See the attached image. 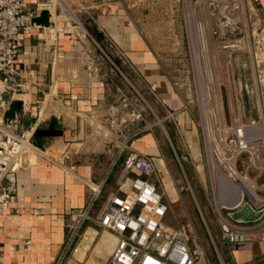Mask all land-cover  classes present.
<instances>
[{
	"label": "built area",
	"instance_id": "built-area-1",
	"mask_svg": "<svg viewBox=\"0 0 264 264\" xmlns=\"http://www.w3.org/2000/svg\"><path fill=\"white\" fill-rule=\"evenodd\" d=\"M70 1L79 5V10L93 20L96 18L94 8L111 7L109 4H95L87 0ZM252 5L258 14L259 48L264 54V6L259 0H253ZM43 10L49 11L48 26L54 32L67 30L92 37L68 0H0V86L9 90L13 98L23 100V106L6 124L3 118L10 102L2 99L0 88V156H7L6 159L0 158V232L3 229L5 209L15 201L16 187L10 180L17 170L30 166L38 156L49 157L50 161L58 163L36 138V133L48 117L47 109L53 98L51 93H46L42 99L33 100L34 90L42 87L31 76L27 62L19 61L21 45L18 34L22 29L39 27L33 19ZM186 18L189 21V40L192 45L190 52L194 56L196 69L200 71L203 69L201 52H204V47L208 51L204 46L206 31L203 24L196 29V18L191 10ZM198 38H203L202 50ZM195 39L198 43L197 51ZM86 51V60L101 69L102 61L87 47ZM117 53L124 55L120 49ZM103 76L106 80L110 78L105 71ZM253 79L251 93L254 96L256 115L245 119L243 115L233 114L230 122H227L221 118L219 111L222 98H215L212 104L210 86L206 90L207 85L214 83L212 75L208 71L198 75V85L205 86L200 89V126L203 152L208 168L211 169L213 208L223 239L230 247L243 245L256 234L262 235L264 229V215L253 222H239L228 215L229 211L239 208L244 202L251 203L257 210L264 209V60L256 61ZM112 83V100L104 107L101 117L91 121L90 137L104 151L112 154V167L124 155L126 158L117 189L109 193L95 217L92 208L105 181H87L92 190V199L84 208L70 214L72 235H77V228L89 220H94L102 229L115 232L117 243L107 264H198L200 253L190 246L187 227H171L166 222L170 205L164 199L162 180L154 158L134 145V138L151 128L144 109L121 85L113 80ZM26 107L37 115L36 122L28 129L20 127L18 112L21 109L26 112ZM174 116L175 111H169L168 117ZM158 120L163 122L159 117ZM141 122H145V126L134 129ZM239 194V202L231 204Z\"/></svg>",
	"mask_w": 264,
	"mask_h": 264
},
{
	"label": "crops",
	"instance_id": "crops-1",
	"mask_svg": "<svg viewBox=\"0 0 264 264\" xmlns=\"http://www.w3.org/2000/svg\"><path fill=\"white\" fill-rule=\"evenodd\" d=\"M259 1L264 6V0ZM113 8L117 10L97 9L94 23L112 46L114 44L124 53L142 79V87H148L154 98L164 106L168 105L166 113H162L164 119L170 120L169 111H175L171 119L177 128L183 127L187 132L189 110L186 105L183 108L177 104L175 76L169 71L170 67L149 45L141 25L127 10L118 5ZM18 41L21 45L19 61L27 62L31 76L42 87L34 90L33 100L42 99L46 93H51L53 98L47 109L48 117L40 129H52L55 133L37 141L58 163L50 161L49 157L38 156L30 166L17 170L10 180L16 187V197L5 209L0 232V264H107L116 246L117 234L89 220L82 223L77 228V235L73 236L70 214L91 201L88 180L105 181L94 201V217L109 193L117 189L122 167L118 173H113L112 154L90 137L91 121L101 117L104 107L112 100L113 88L103 76L104 67L100 69L86 60V47L92 53H96V49L81 33L77 35L67 30L56 33L52 27L40 25L22 29ZM136 91L146 99L140 90ZM18 112L22 128L32 127L37 120V115L28 107L26 112L22 109ZM169 127L171 130L172 126ZM134 145L154 158L164 199L170 205L166 222L176 227L173 223L178 221L181 209L178 207L180 210L176 215L172 203L177 206L181 200L185 203V199L176 188L173 153L160 144L155 133L139 135ZM190 154L195 162L202 161V153L198 154L199 158L191 151ZM198 207L202 214V207L207 213V203ZM203 220L206 231L212 234V225L209 226L204 217ZM213 228L218 231V236H222L217 217ZM224 244L225 255L222 257L228 264H264L262 235L256 234L243 245L230 247L226 242ZM192 249L202 251L199 246ZM209 262L204 260L199 264Z\"/></svg>",
	"mask_w": 264,
	"mask_h": 264
},
{
	"label": "rangeland",
	"instance_id": "rangeland-1",
	"mask_svg": "<svg viewBox=\"0 0 264 264\" xmlns=\"http://www.w3.org/2000/svg\"><path fill=\"white\" fill-rule=\"evenodd\" d=\"M87 1L95 4H109L113 12L117 10L113 8L114 5H118L119 8L125 9V11L127 10L129 15L141 25L149 45L158 52L157 54L163 63L170 67L169 71L175 76L178 92L177 104L180 106L186 105V109L189 110L187 132L182 129L183 127L177 128L171 118L170 120L164 119L162 113L168 109V105H166V108L154 98L148 87H142V79L125 55L119 53L125 65L135 72L136 80L131 79L125 71L116 65L110 56L105 55L104 49H101L102 46L98 42L96 44L91 36L84 35L88 43L96 49L94 54L102 61L104 71L108 76L115 81L125 80L127 86H123V88L144 109L146 120L151 124V128L144 131V133H155L160 144L173 153L175 161L172 168H174L176 188L185 199V203L179 200L180 203H177V206L172 203V209L176 212V215L181 209V215L173 225L187 227L191 246L194 248L199 246L202 249L201 253L199 252L198 264L200 261L203 263L204 260L210 261V264H228L222 257V255H225L223 248L226 247L223 236H218V231L212 229V226L216 223V216L213 212V196L210 185L211 169L208 168L203 152L204 144L200 126V102L202 99L200 89L203 85H198V75L206 71L212 75L214 83L213 85H207L206 90L210 86L212 96L210 101L212 104L215 103V98H222V103L219 104L222 119L225 118L227 122H230L233 114L243 115L245 119L256 115L254 96L249 92L251 111L248 115L244 114L243 93L240 89L241 68H244L246 82L252 91L256 61L264 60L263 50L259 48V19L252 5L253 0ZM68 2L85 26L86 21H94L85 12L79 10V5L72 3L70 0ZM100 8H94L93 14L95 17L97 9ZM189 10L196 18V29L197 27L199 29V25L203 24L206 31L205 42L203 38L202 40L198 38L201 50L203 49V42L206 43L205 46L208 48L207 55L201 52L203 69H200V71L196 69L194 56L190 52L192 45L189 40V21L186 18ZM249 35H251L250 40ZM233 44H236V46H233ZM113 46L117 53L119 47L114 44ZM137 89L144 94L146 99L139 96ZM152 108L155 111L154 113ZM155 113L163 120L162 123L154 115ZM143 126H145V122L137 124L134 129ZM169 126H172L171 130H169ZM137 137L138 135L134 139ZM190 151L197 155L196 158H199L198 154L202 153V161L195 162V159L190 157ZM134 173L133 171L132 174ZM202 197L204 198L202 199ZM202 203H207L208 210L206 214L205 208L202 207L204 214L199 210L198 205ZM203 217L210 224L209 226L212 225L211 231L216 244L213 242L212 234L207 232L209 230L206 231L207 226L205 227ZM197 221L199 222L197 223Z\"/></svg>",
	"mask_w": 264,
	"mask_h": 264
},
{
	"label": "water",
	"instance_id": "water-1",
	"mask_svg": "<svg viewBox=\"0 0 264 264\" xmlns=\"http://www.w3.org/2000/svg\"><path fill=\"white\" fill-rule=\"evenodd\" d=\"M50 13L48 10H43L39 16L34 17L33 21L42 26H48L50 24L49 21ZM240 89L243 92L242 99L245 108V113H250V96L248 94V84L246 82L244 68H241V75H240ZM1 88V96L3 100L10 102L9 109L4 114V121L6 124L9 123V120L15 117L16 111L23 106V100L13 98L9 90L5 87L0 86ZM55 133L52 129H40L38 131L39 135H51ZM1 159H6L7 156L1 155ZM201 159V158H200ZM228 215L233 220L239 222H253L257 221L264 215V209L257 210L253 207V205L249 202H244L238 209L231 210L228 212ZM262 237L264 238V229L262 231Z\"/></svg>",
	"mask_w": 264,
	"mask_h": 264
},
{
	"label": "trees",
	"instance_id": "trees-1",
	"mask_svg": "<svg viewBox=\"0 0 264 264\" xmlns=\"http://www.w3.org/2000/svg\"><path fill=\"white\" fill-rule=\"evenodd\" d=\"M86 28L88 29V31L90 32L92 37L102 46V48L104 49V54L107 56H110L115 61L116 65L119 66L120 69L125 71V73L131 77V79L136 80L137 76H136L135 72L130 70L129 67L127 65H125V63L123 62V60L121 58L122 56H120L118 53H116V49L112 46V44L110 43V41L108 40L106 35L101 30H99L97 28L94 21H92V20L86 21ZM112 80H113L112 77L107 79V83L111 87L114 86L112 83ZM113 81L115 83L121 85V86H127L125 80H118V81L113 80ZM43 136L44 135H39L38 132L36 133L37 139L40 137H43ZM170 152H171V150H170ZM125 158H126V155H124L123 157L120 158L119 163H117L112 169L113 173H118L120 171Z\"/></svg>",
	"mask_w": 264,
	"mask_h": 264
},
{
	"label": "bare ground",
	"instance_id": "bare-ground-1",
	"mask_svg": "<svg viewBox=\"0 0 264 264\" xmlns=\"http://www.w3.org/2000/svg\"><path fill=\"white\" fill-rule=\"evenodd\" d=\"M194 43H195V48H196V51H197V45H198V43H197V41H196V39L194 40ZM205 46V45H204ZM204 53L207 55V52H206V49H205V47H204ZM206 59H207V56H206ZM239 199H241V196H240V194H239V196L238 197H235L231 202V204H236V202H239Z\"/></svg>",
	"mask_w": 264,
	"mask_h": 264
},
{
	"label": "flooded vegetation",
	"instance_id": "flooded-vegetation-1",
	"mask_svg": "<svg viewBox=\"0 0 264 264\" xmlns=\"http://www.w3.org/2000/svg\"><path fill=\"white\" fill-rule=\"evenodd\" d=\"M248 91H249V93H251V90H250V88L248 87ZM243 93V92H242ZM243 95V94H242Z\"/></svg>",
	"mask_w": 264,
	"mask_h": 264
}]
</instances>
